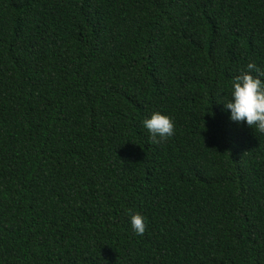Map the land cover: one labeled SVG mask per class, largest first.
Here are the masks:
<instances>
[{"label":"trees","instance_id":"16d2710c","mask_svg":"<svg viewBox=\"0 0 264 264\" xmlns=\"http://www.w3.org/2000/svg\"><path fill=\"white\" fill-rule=\"evenodd\" d=\"M249 61L264 0H0V264H264V133L218 101Z\"/></svg>","mask_w":264,"mask_h":264},{"label":"clouds","instance_id":"9594fccd","mask_svg":"<svg viewBox=\"0 0 264 264\" xmlns=\"http://www.w3.org/2000/svg\"><path fill=\"white\" fill-rule=\"evenodd\" d=\"M221 102L227 110L228 119L237 124L243 123L256 132L264 133V71L249 61L245 69L231 79L229 95ZM153 143H159L174 134L172 119L165 113L153 111L141 121ZM131 230L142 235L145 231L146 218L140 213L129 215Z\"/></svg>","mask_w":264,"mask_h":264}]
</instances>
